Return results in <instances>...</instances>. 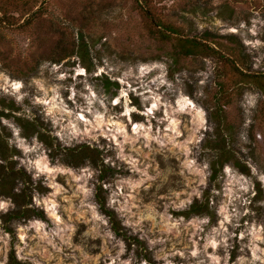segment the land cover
Returning <instances> with one entry per match:
<instances>
[{
    "label": "rangeland",
    "instance_id": "1",
    "mask_svg": "<svg viewBox=\"0 0 264 264\" xmlns=\"http://www.w3.org/2000/svg\"><path fill=\"white\" fill-rule=\"evenodd\" d=\"M44 11L31 25L14 11L21 25L0 27V98L41 117L64 146L99 148L114 171L101 180L90 162L53 158L1 117L18 166L49 190L32 192L46 218L13 222L15 236L3 215L16 204L0 193V264L12 251L24 264H264V0H150L149 15L137 0H46ZM179 37L211 49L183 55ZM218 125L250 174L230 161L211 181ZM100 184L145 246L113 230ZM207 189L215 218L176 213Z\"/></svg>",
    "mask_w": 264,
    "mask_h": 264
},
{
    "label": "trees",
    "instance_id": "2",
    "mask_svg": "<svg viewBox=\"0 0 264 264\" xmlns=\"http://www.w3.org/2000/svg\"><path fill=\"white\" fill-rule=\"evenodd\" d=\"M38 1L39 0H2V6L0 8V27L8 29L21 25L18 23L19 19L14 11L18 14L28 15L22 25H31L45 13L44 3L46 0L42 2V5L38 9L34 10ZM137 3L144 13L147 15L150 14V0H137ZM173 33H177V29L173 26H166L164 34L169 36ZM177 39L179 41L180 52L183 55L196 54L207 48L211 49L210 46L205 45L204 42L196 37H179ZM222 56L225 57L226 60L231 61L241 75L253 77V75L248 74L240 68V65L234 59V57H237L235 54L227 56L225 53H222ZM256 77L259 78L260 76L256 75ZM109 83L117 87L119 86L117 81H109ZM0 105V157L3 160L0 163V193L11 197L16 204L15 208L3 215L5 228L8 232H11L13 236H15L13 222L28 220L33 217L46 218L45 211L42 208L31 205L32 192L37 189L41 193H46L49 187L43 183L42 179H38L37 181L34 180L31 173L24 167L18 166L19 162L16 156H19L21 152L18 147L10 144L9 139L11 137V132L6 125L2 124L1 117H14L22 126L23 132L27 137L38 136L39 139L49 147L53 158L62 154L63 160L75 167L90 162L99 168L101 180L113 175L114 168L103 161L101 157L102 151L99 148L92 147L87 143L64 146L59 138L51 133L50 124L41 117L30 119L15 114L16 111L20 110V106L14 99L1 97ZM221 108L222 111H224L223 107ZM211 147L215 151V156L211 162V181L213 183H217L219 177L222 175L224 165L230 161H234V164L240 167L242 172L246 174L251 173L249 166L237 157L234 152V147L228 144L226 132L221 125H218L217 139ZM105 192L106 190L103 185H98L96 193L97 201L101 210L109 217L113 230L117 235L129 242L130 245L135 243L145 246V241L140 239L137 235L130 233L123 225L116 211L109 207ZM176 213L186 217L194 214H208L215 218L216 212L211 204L210 189L206 190L204 199H196L188 209L177 211ZM144 256L150 261L153 260L151 252L145 253ZM8 264L24 263L18 260L15 252L12 251Z\"/></svg>",
    "mask_w": 264,
    "mask_h": 264
},
{
    "label": "clouds",
    "instance_id": "3",
    "mask_svg": "<svg viewBox=\"0 0 264 264\" xmlns=\"http://www.w3.org/2000/svg\"><path fill=\"white\" fill-rule=\"evenodd\" d=\"M16 86L19 87V85ZM261 179L264 180V176H262ZM0 207H3V205H0Z\"/></svg>",
    "mask_w": 264,
    "mask_h": 264
}]
</instances>
